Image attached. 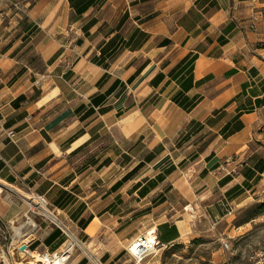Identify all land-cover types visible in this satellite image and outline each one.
<instances>
[{"label":"crops","instance_id":"1","mask_svg":"<svg viewBox=\"0 0 264 264\" xmlns=\"http://www.w3.org/2000/svg\"><path fill=\"white\" fill-rule=\"evenodd\" d=\"M260 48L264 0H0V264L69 245L63 264H166L263 202ZM215 250L211 264H249Z\"/></svg>","mask_w":264,"mask_h":264},{"label":"rangeland","instance_id":"2","mask_svg":"<svg viewBox=\"0 0 264 264\" xmlns=\"http://www.w3.org/2000/svg\"><path fill=\"white\" fill-rule=\"evenodd\" d=\"M21 195L29 202L26 193ZM26 195V196H25ZM264 201H253L236 209L227 219L224 220L222 227H214L211 233L180 244L177 255L168 254L166 264H211L216 257L215 248L222 247V243L214 241L213 234L221 231L226 223L234 225L238 236L228 238V249L231 251L242 248L243 253L249 254L254 250H264ZM42 214L46 215L41 211ZM223 242V241H222ZM216 253V254H215ZM34 258H26L23 263L32 262Z\"/></svg>","mask_w":264,"mask_h":264},{"label":"built area","instance_id":"3","mask_svg":"<svg viewBox=\"0 0 264 264\" xmlns=\"http://www.w3.org/2000/svg\"><path fill=\"white\" fill-rule=\"evenodd\" d=\"M259 56L264 60V48H260ZM4 133L8 135L9 137H12L14 135L13 130H4ZM234 162V158L226 157L224 162H222L219 165L218 172L219 173H225V174H233L235 173V168L232 167V163ZM27 199H29V211L32 213H39L43 212L42 210V204L48 208V202L46 198L43 195L36 194L32 192L29 188L26 189ZM50 214L53 216L52 212L49 210ZM231 211H227V213H230ZM48 216V215H47ZM63 232L70 240H74L73 234L70 232V230L63 226ZM152 231V235L149 234V231ZM145 231L142 235L138 236L135 240H133L129 246L127 247V252L130 254L132 259L139 263L141 262L147 255L153 253L156 250L157 246V234L154 229H150ZM71 245L67 246V251L70 248ZM222 247L224 249L229 248V244L227 241L222 242ZM65 251L62 252L61 256L65 254ZM247 260L249 264H264V250H254L251 251L248 256Z\"/></svg>","mask_w":264,"mask_h":264},{"label":"bare ground","instance_id":"4","mask_svg":"<svg viewBox=\"0 0 264 264\" xmlns=\"http://www.w3.org/2000/svg\"><path fill=\"white\" fill-rule=\"evenodd\" d=\"M27 195V194H26ZM25 195V196H26ZM42 206V210L43 212L50 216V217H53L49 210L47 209V207H45L43 204L41 205ZM149 234L152 235V231L150 230L149 231ZM35 261H32V262H26L25 264H63L64 263V260H63V256L61 255H49L47 253L45 254H37V253H31L30 254Z\"/></svg>","mask_w":264,"mask_h":264},{"label":"water","instance_id":"5","mask_svg":"<svg viewBox=\"0 0 264 264\" xmlns=\"http://www.w3.org/2000/svg\"><path fill=\"white\" fill-rule=\"evenodd\" d=\"M25 248H26V245H25V244H22V245L19 247V249H20L21 251H23Z\"/></svg>","mask_w":264,"mask_h":264},{"label":"trees","instance_id":"6","mask_svg":"<svg viewBox=\"0 0 264 264\" xmlns=\"http://www.w3.org/2000/svg\"><path fill=\"white\" fill-rule=\"evenodd\" d=\"M263 209H264V204H263Z\"/></svg>","mask_w":264,"mask_h":264}]
</instances>
